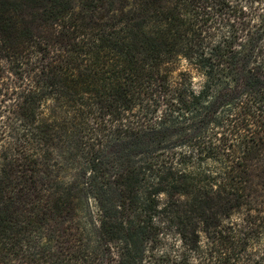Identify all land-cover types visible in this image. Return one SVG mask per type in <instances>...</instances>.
I'll list each match as a JSON object with an SVG mask.
<instances>
[{
    "label": "trees",
    "instance_id": "trees-1",
    "mask_svg": "<svg viewBox=\"0 0 264 264\" xmlns=\"http://www.w3.org/2000/svg\"><path fill=\"white\" fill-rule=\"evenodd\" d=\"M263 260L264 0H0V264Z\"/></svg>",
    "mask_w": 264,
    "mask_h": 264
},
{
    "label": "rangeland",
    "instance_id": "rangeland-1",
    "mask_svg": "<svg viewBox=\"0 0 264 264\" xmlns=\"http://www.w3.org/2000/svg\"><path fill=\"white\" fill-rule=\"evenodd\" d=\"M74 165H68L66 169H64L61 172V178L62 181H67L70 179V175L74 174L76 171L73 168ZM95 206L92 202V199L89 201L86 199V201H82L81 205L76 211V220L77 222H80L82 226H86V228H90L92 225H89L88 223L93 222V215H94ZM262 264H264V260L262 261Z\"/></svg>",
    "mask_w": 264,
    "mask_h": 264
}]
</instances>
